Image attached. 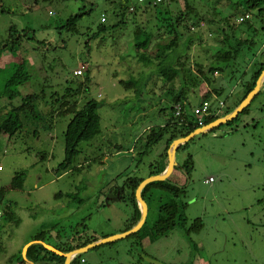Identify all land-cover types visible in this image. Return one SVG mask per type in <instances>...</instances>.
<instances>
[{
	"label": "rangeland",
	"instance_id": "obj_1",
	"mask_svg": "<svg viewBox=\"0 0 264 264\" xmlns=\"http://www.w3.org/2000/svg\"><path fill=\"white\" fill-rule=\"evenodd\" d=\"M116 1L0 0V127L12 107L36 96L34 108L23 114L22 129L13 137L0 132V264H24L23 251L38 234L39 242L56 249L75 238L84 242L123 233L132 207L121 196L129 194V178H148L161 158L165 141L146 152V139L171 118L174 97L184 89V103L193 110L212 90L213 109L225 103L222 116L234 107L242 87L221 72L201 77L200 66L215 65L223 40L235 44L240 36L256 41L247 61L254 54L256 60L263 58L264 4L248 9L245 0H191L206 19L197 31L202 44L188 52L186 77L197 86L187 87L183 76L166 82L158 60L150 66L139 60L148 52L138 54L133 38L135 29L144 27L156 36L152 49L169 42L165 27L158 29L162 18L157 20L155 11H127L118 24ZM132 4L144 6L137 0ZM166 8L173 18L186 10L183 1L161 6ZM80 12L85 14L68 27ZM214 12L232 15V24L247 12L251 17L236 33L222 25L225 36L217 30L222 26L209 28ZM191 34L186 33L188 42ZM15 37L22 44L18 51L11 50ZM23 60L26 65H20ZM82 66L85 75L75 77ZM19 68L20 82L9 86ZM87 74L89 82L79 89ZM91 99L99 103L101 134L82 142L73 164L60 169L68 123ZM246 109L234 122L196 136L177 152L178 165L192 157V169L188 180L179 169L170 179L186 184V227L200 219L199 232L188 236L175 229L153 244L144 239L142 246L136 238L122 239L85 253V264H264V86ZM210 178L213 182L207 183ZM157 213L150 205L149 224Z\"/></svg>",
	"mask_w": 264,
	"mask_h": 264
},
{
	"label": "trees",
	"instance_id": "obj_2",
	"mask_svg": "<svg viewBox=\"0 0 264 264\" xmlns=\"http://www.w3.org/2000/svg\"><path fill=\"white\" fill-rule=\"evenodd\" d=\"M153 1L154 0H146L143 3H140L139 0H137L138 4L144 5L142 7H137L135 4L129 5L130 0H120L119 2H114L113 14L117 19H119L117 23H124V19L122 18L124 17V15H126L127 11H129L130 13L141 11L143 12V14H147L148 11H155L157 20H159L158 16L162 18V21H159L160 23L162 22L163 25L158 26V29L161 31V27H165L171 40L165 44L160 42L156 45L157 48L152 49V44L154 43V40L156 38L154 32H152L151 30L149 32L147 28L144 27L136 28L133 33L135 49L138 54H140L141 52H148V55H146L145 53L140 54L139 60L143 64H145L144 66L153 65L155 64L154 61L158 60L159 62L157 63V65L160 67V77H162V79L166 82H172L175 79L181 78L183 76V82L187 87L194 84L195 86H197L196 81L195 83L193 81L189 82L186 77L187 65H191L188 62L190 59L188 52L194 47V45L202 44V38L199 35L200 33H198L197 31L200 29L201 23L206 21V19L203 18V15H201V13H199V11L192 5L191 0H161V2L157 4H154ZM180 1L184 2L186 10H180L175 18L171 16L172 14L170 10H168V8L161 9V6L167 2L177 4ZM199 1L201 3H207L210 0ZM244 2L248 9L261 7L264 4V0H245ZM84 14L85 13L80 12L77 15L72 16L67 21V26L71 28L74 27ZM214 14V17H211L212 15H210V18H208L207 20L209 21V28H213L214 25H219L221 27L225 24L227 25V29L233 28L232 31L234 33H236L235 31L239 30L238 26H241L250 19H246L243 22H238L237 20L236 23L232 24V15H222L221 13H219L216 16V12H214ZM245 15H249L248 12L247 14L245 13ZM103 24L105 23H102V25ZM100 29L106 30L107 28L106 26H102ZM227 29L223 28L222 26L217 30L221 31L220 34L223 33L225 36H228V33L226 31ZM11 30L15 31L16 29L13 26ZM256 31L257 30L254 29V34ZM190 32L193 33V35L191 34L193 39H191L192 41L189 39L188 42L187 37L189 35L186 37V33ZM245 33L246 32H242L241 34L245 35ZM13 36L14 35H11V37ZM163 36L164 35H158L157 38H163ZM16 38L17 37L14 38L15 40L11 41V43L13 44L11 50L13 51H18L20 46L22 45L20 39ZM223 42L226 43L225 47H223L218 53L219 61H217L215 65H211L210 68H203L200 66L199 71L201 77L206 76L205 74L209 73H211L213 76L215 73L218 74V72H221L224 75L227 74V77H230V79H232L233 81L235 80L240 83L242 91L239 94V98L235 100L234 107L232 109H227L224 115L219 116L218 113L221 109L218 108L216 112L212 107V114L211 116L205 118L204 125H208L215 120L232 113L253 91V89L256 87V83L259 77L264 71V54L262 55L263 58L260 61L256 60L255 54L252 55V58H250L249 61L246 60L248 55L247 53H249L250 50L253 51L254 48H256V41L240 36V38H236L235 44L231 43V41L223 40ZM9 45L10 43L8 42L6 45L2 46V52H6L9 49ZM183 47H186L187 49L185 53L183 52ZM167 50L170 51L168 53H165L167 52ZM256 53L258 54V52ZM259 56H261V54H259ZM26 64L27 61L23 60L20 65ZM21 69L22 68H19V71H17L14 77H12L9 82V86L17 85L20 82ZM89 78L90 77L87 74L86 80L80 85L79 89H81L83 85L89 82ZM223 90L224 87H219L218 93H221ZM184 91L185 90L182 89L179 94L174 97L171 118H169L158 130H152L147 136L146 152L150 150V148H152L155 144L161 141H165V147L160 156L161 158L159 159V161H157L156 164L151 165L150 175L148 177L160 175L167 169L168 150L175 140L186 137L193 133L195 130L201 128L192 114V108L188 103L187 105L184 103V101L187 100V97L184 95ZM208 92L209 93H207V95L203 98V102L209 101L208 95L213 91L209 90ZM14 95L15 94L12 93V96ZM35 99L36 96H30L25 100L23 106L12 107L6 114L2 126L0 127V132H3L10 137L16 135L23 127V114H25L28 110L34 108L33 102H35ZM176 105H180L183 110V116L180 118H177L175 115ZM71 109L73 108L68 107L67 110ZM98 110L99 103L96 100L91 99L87 101L81 109L75 111V114L68 123L65 132V160L60 165V169H67L73 164L75 158L80 154L79 146L82 142L91 141L101 134V120ZM246 111L247 109H245L243 113ZM238 118H236L235 120H237ZM182 119H184V121H181ZM235 120H233L232 122H234ZM187 145L188 143L182 145L179 150L183 147H186ZM190 158L192 157H189L188 164H184L183 166L178 165L176 167V169L185 172V174L187 175V180L189 178L190 170L192 169L193 165L192 159ZM145 179L129 178L127 180V185L125 187L127 188V190H129V194L125 195L126 192H124V195L121 196V200L124 202H129L132 207V215L128 220L126 229L125 231H123V233L135 227L141 219V209L136 199V190L139 187L140 183ZM186 188V184L179 185L177 182H174L170 178L162 182H153L147 185L142 191V196L148 204L149 209L150 205H156L158 212L157 218L150 224L146 220V223L144 224L142 229L132 236H129L128 238H136L139 245L142 246L144 239L149 238L150 242L153 244L154 241L163 237H167L171 233V231L175 229L183 231L188 236H190L192 233L199 232L203 227V223L200 219L195 220L189 227H186V204L182 201V198L186 193ZM1 195L2 194L0 193V196ZM40 235L41 234H38L32 241L39 242L41 240ZM98 240L99 239L91 238V240L88 239L82 242L77 241L75 238L73 239L72 243H66L62 246V248L57 247L56 249L63 253H69L73 250L86 247L87 245ZM22 263L65 264V258L48 251L47 249H45V247H43L42 244L37 243L29 247V249L27 250L26 258L22 260ZM71 264H85L84 254L77 256Z\"/></svg>",
	"mask_w": 264,
	"mask_h": 264
},
{
	"label": "water",
	"instance_id": "obj_3",
	"mask_svg": "<svg viewBox=\"0 0 264 264\" xmlns=\"http://www.w3.org/2000/svg\"><path fill=\"white\" fill-rule=\"evenodd\" d=\"M263 86H264V71L262 72L261 76L259 77V79L256 83V87L253 89V91L246 97V99L232 113H230L229 115L224 116L222 118H219V119L215 120L214 122L195 130L190 135L183 137V138H179L172 143L170 149L168 150V167H167V169L160 175L151 176V177H148L145 180H143L136 190V199H137L138 204H139L140 209H141V219L138 222V224L135 227H133L131 230L124 232V233H121V234H118V235H115V236H111V237H107V238L98 240L94 243L87 245L86 247L73 250L69 253H63V252L55 249L52 246H48L46 244H43L42 242H35L34 241L25 247V249L23 251V257L26 258L27 250L29 249L30 246H32L33 244L40 243L48 251H50V252H52L58 256L64 257L65 258V264H71L74 261V259L79 255H83V254H85V253H87V252H89L95 248H98V247H101V246H104L107 244H111V243L117 242V241L122 240V239H126L129 236H132L133 234L140 231L142 229V227L144 226V224L146 223V220H147L148 214H149L148 204L146 203V201L144 200V198L142 196L143 189L147 185H149L153 182H162V181L169 179L173 175L176 167L178 166L177 161H176V155H177L179 148L182 145L187 144L188 142H190L193 138H195L198 135H203V134L212 132L215 129L221 127L222 125H225V124L235 120L236 118H238L239 115L241 113H243V111L246 108H248L249 105H251V103L257 97V95L259 94V92L261 91Z\"/></svg>",
	"mask_w": 264,
	"mask_h": 264
},
{
	"label": "built area",
	"instance_id": "obj_4",
	"mask_svg": "<svg viewBox=\"0 0 264 264\" xmlns=\"http://www.w3.org/2000/svg\"><path fill=\"white\" fill-rule=\"evenodd\" d=\"M145 1L146 0H139L140 3H143ZM160 2H161V0H154L153 1L154 4H157V3H160ZM249 18H250V15L241 16L239 18V22H243V21H245L246 19H249ZM101 22L102 23L106 22L105 15H102ZM85 70H86V68L82 66L81 68L77 69L74 72V76L75 77H83L85 75ZM224 106H225V104L223 102L219 103V109L223 108ZM175 110H176L175 115H176L177 118H180V117L183 116V110H182V107L180 105H176L175 106ZM192 114L195 117L196 121L198 122L199 126H201V127L205 126L204 125L205 118L211 116V114H212V105H211V103L209 101L202 102L201 104H199L198 106H196L192 110ZM181 121H184V119H182ZM206 182L207 183L213 182V178H210Z\"/></svg>",
	"mask_w": 264,
	"mask_h": 264
},
{
	"label": "crops",
	"instance_id": "obj_5",
	"mask_svg": "<svg viewBox=\"0 0 264 264\" xmlns=\"http://www.w3.org/2000/svg\"><path fill=\"white\" fill-rule=\"evenodd\" d=\"M86 71H87V69H86Z\"/></svg>",
	"mask_w": 264,
	"mask_h": 264
},
{
	"label": "bare ground",
	"instance_id": "obj_6",
	"mask_svg": "<svg viewBox=\"0 0 264 264\" xmlns=\"http://www.w3.org/2000/svg\"><path fill=\"white\" fill-rule=\"evenodd\" d=\"M170 149V148H169Z\"/></svg>",
	"mask_w": 264,
	"mask_h": 264
}]
</instances>
